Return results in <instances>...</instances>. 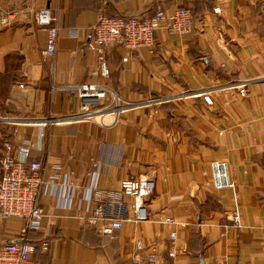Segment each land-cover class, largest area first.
<instances>
[{"label":"crops","instance_id":"crops-1","mask_svg":"<svg viewBox=\"0 0 264 264\" xmlns=\"http://www.w3.org/2000/svg\"><path fill=\"white\" fill-rule=\"evenodd\" d=\"M180 7L193 11L191 32L161 29L153 46L133 52L108 46L110 76L92 74L98 54L85 34L101 13ZM56 21L57 51L46 56ZM87 82L132 103L118 123L113 114L72 117L75 87ZM26 140L46 177L60 175L43 197L41 226L29 233L49 242L37 254L47 264H133L139 239L158 244L164 264H264V0H0V157L6 143ZM214 160L228 161L234 188L208 184ZM130 176L155 182L149 220H136L134 197L121 194ZM100 204L123 219L114 235L87 221ZM237 205L242 227L233 222ZM23 226L19 216L0 218V247L20 240ZM173 231L179 251L170 258Z\"/></svg>","mask_w":264,"mask_h":264},{"label":"built area","instance_id":"built-area-1","mask_svg":"<svg viewBox=\"0 0 264 264\" xmlns=\"http://www.w3.org/2000/svg\"><path fill=\"white\" fill-rule=\"evenodd\" d=\"M221 9L215 8L216 12ZM13 14L3 13L2 19L8 22ZM194 26V14L190 8L180 7L170 14L158 11L151 16L130 15L109 17L103 13L97 21L87 27L85 34V46L98 54V67L92 74L108 78L111 74L106 49L111 45H122L131 52L142 47H151L156 40V34L161 29H167L171 33L186 34L192 31ZM70 36H78V28H69ZM59 38V26L57 21L48 28L47 45L43 53L53 56L57 51ZM128 57L124 58L127 60ZM24 87V84H20ZM78 107L72 117L93 121L96 117L107 114L115 116L114 124L118 123L120 114L125 112L132 103L122 100L117 91L105 83L87 82L75 87ZM204 100L213 104L210 94L204 93ZM34 142L26 140L20 144H5V152L0 157V218L19 216L24 219L20 240L7 242L0 247V264H47L41 258H37L40 252L49 250V242L41 244L29 239V233L38 229L46 215L42 204L43 197L50 191L53 181L59 178L57 171L49 179L46 177V163L38 159H30ZM59 170V167H56ZM211 184L216 189L234 188L235 183L231 179L229 163L226 160H214L210 165ZM155 182L149 179H139L134 176L127 177L122 182V193L133 196L135 201V219L139 221L151 218L145 205L146 197L153 193ZM73 195H69L71 201ZM242 215L239 206L233 214V222L242 227ZM87 221L95 225L97 231L104 235H114L115 231L123 225V219L111 217L104 204H100ZM160 222L174 223L170 217H161ZM177 233H171V243L167 248L170 258L178 254ZM136 255L133 264H164L158 244H146L142 239L136 241ZM245 264V263H238Z\"/></svg>","mask_w":264,"mask_h":264}]
</instances>
